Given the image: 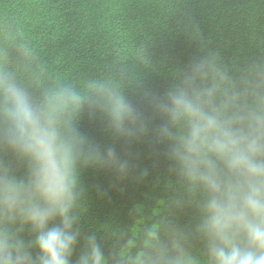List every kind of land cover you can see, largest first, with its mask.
I'll list each match as a JSON object with an SVG mask.
<instances>
[{
  "label": "clouds",
  "instance_id": "clouds-1",
  "mask_svg": "<svg viewBox=\"0 0 264 264\" xmlns=\"http://www.w3.org/2000/svg\"><path fill=\"white\" fill-rule=\"evenodd\" d=\"M16 51L13 68L0 48V264H264V56L234 65L201 49L156 90L142 46L78 78H46L27 43ZM117 142L166 162L163 194L125 226L84 231L86 170L149 175Z\"/></svg>",
  "mask_w": 264,
  "mask_h": 264
},
{
  "label": "trees",
  "instance_id": "trees-1",
  "mask_svg": "<svg viewBox=\"0 0 264 264\" xmlns=\"http://www.w3.org/2000/svg\"><path fill=\"white\" fill-rule=\"evenodd\" d=\"M21 43L35 53L32 70L46 78L93 74L142 46L156 68L147 71L146 82L163 90L168 72L201 49L234 65L264 56V0H0V48L13 68L21 63ZM82 129L102 145L114 142L99 122L85 119ZM116 147L149 175L117 184L110 172L86 170L84 231L125 226L133 204H150L163 194L166 162L146 142Z\"/></svg>",
  "mask_w": 264,
  "mask_h": 264
}]
</instances>
